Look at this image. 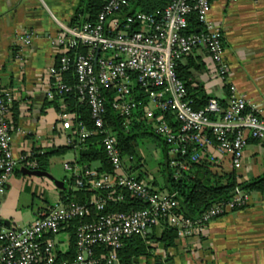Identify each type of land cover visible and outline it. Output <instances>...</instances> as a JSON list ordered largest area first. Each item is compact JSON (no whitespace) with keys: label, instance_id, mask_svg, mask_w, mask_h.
Here are the masks:
<instances>
[{"label":"built area","instance_id":"2783aa9c","mask_svg":"<svg viewBox=\"0 0 264 264\" xmlns=\"http://www.w3.org/2000/svg\"><path fill=\"white\" fill-rule=\"evenodd\" d=\"M238 1V0H231ZM129 7V0H109L98 19L80 27L59 23V32L52 44L62 52L59 67L55 65L50 74L56 79L47 93L71 91L59 78L60 71L73 67L76 74V90L81 100L89 104L95 130L73 125V115L67 111L58 113L59 121L67 131L65 145L79 151L84 140L95 133L103 135L102 145L114 174H98L94 169H82L65 164L64 169L75 177V187L88 186L92 190H113L117 187L137 194L147 207L132 213H102L105 200L92 199L89 205L53 202L35 220L22 228H7L0 213V264H117V250L124 238L145 236L148 230L166 221L177 232L179 241L198 237L215 219L234 211L235 206L249 203V195L235 187L230 202L212 206L200 220L192 221L174 211L177 201L174 193L161 191L138 180L127 172L133 158L124 156L118 147L117 133L105 128V98L101 88H110L116 94L112 107L122 119V127L128 129L133 112L138 106L134 99V79L146 94L144 116L173 155H185L187 145H196L188 160L175 164L176 174L189 169L190 162L209 156V149L231 156L232 167L240 169L244 150L249 139L264 141V117L251 108L247 99L229 85L230 96L224 108L219 98L211 97L201 109H194L187 98V89L176 72L178 62L185 60L193 51L204 46L215 65L216 76L228 83V64L225 58L224 38L221 29L210 18V0H171L155 14L135 11L123 20L109 15ZM195 14L200 31L184 34L188 18ZM138 24L140 29L131 30ZM30 44L32 36L20 37ZM79 46L88 48L87 54L75 53L72 59L66 51ZM55 91V92H54ZM13 96L7 89H0V210L6 184L12 175L17 160L11 146V126L6 121ZM169 112L178 122L174 128L167 121ZM35 167L36 163H31ZM90 206L98 211L94 221L82 223L76 231V253L71 262L55 260L56 236L68 221L89 215ZM110 249L107 257L97 256L96 248Z\"/></svg>","mask_w":264,"mask_h":264},{"label":"crops","instance_id":"0c3cea01","mask_svg":"<svg viewBox=\"0 0 264 264\" xmlns=\"http://www.w3.org/2000/svg\"><path fill=\"white\" fill-rule=\"evenodd\" d=\"M79 2L0 0V86L11 92L18 111L11 132L17 165L1 199V218L7 228L31 224L42 211L58 201L61 188L51 177L63 185L65 179L70 178L69 175L55 176L54 154L49 158L47 175L34 174L25 160L34 151L67 147V131L59 121V112L48 105L52 99L47 93L53 80L50 69L62 52L52 41L59 32V23H70ZM209 16L223 34L229 85L247 99L249 108L264 117V0H211ZM26 34L32 36L30 44L20 40ZM191 59L198 66L190 70L192 86L201 87L205 94L218 96L227 104L229 89L216 76L215 65L206 48L197 47ZM72 150L73 156L63 162V167L65 164L79 167L75 163L78 151ZM208 152V159L217 171H234L229 154H223L214 147ZM145 172L151 186L154 187V181L161 180L159 172L157 175ZM263 173L264 146L249 142L237 174L242 181H248ZM249 198L245 208L213 220L205 233L179 241V246L165 250L151 240L153 257L139 258L136 263L264 264V194L254 192L249 194ZM155 234L160 235L159 228ZM55 239L56 247L65 251L68 247L66 233L60 232Z\"/></svg>","mask_w":264,"mask_h":264},{"label":"trees","instance_id":"16d2710c","mask_svg":"<svg viewBox=\"0 0 264 264\" xmlns=\"http://www.w3.org/2000/svg\"><path fill=\"white\" fill-rule=\"evenodd\" d=\"M109 0H80L75 13L68 24L70 27H80L86 23H93L98 19V16L103 11L105 5ZM211 1V0H210ZM171 0H129V7L122 9L120 12L109 15L108 18L116 17L123 20L127 15H131L135 11H140L145 14H155L157 11H162ZM200 24L195 14H191L188 18V27L184 34L189 35L200 31ZM140 29L138 24L131 25V30ZM88 48L79 46L75 50L66 51L71 59L75 53L87 54ZM55 66L59 67V56ZM198 68L192 61L191 56L187 57L184 62H178L176 72L180 80L185 84L187 89V98L191 100L194 109L203 108L211 96L205 94L201 87L192 86L191 68ZM58 78L67 86L71 87V91L62 92L61 94L55 92L54 98L48 102L57 112L67 111L73 115L72 121L74 127L82 125L87 129L95 130L89 104L86 100H81L76 90V74L73 67L67 71H60ZM56 79L53 77L52 83ZM229 89V84H225ZM226 87V88H227ZM0 89H5L0 86ZM102 94L105 98V128H111L117 133L118 147L121 154L124 156H131L133 159L137 156L136 150L138 147V138L151 136L160 147V159L158 162V172L160 181H154L155 189L167 191L175 194L177 205L174 211L183 215L192 221H198L202 215L214 205L228 203L232 200L235 187L241 188L246 194L259 192L264 194V173L252 178L248 181H242L237 174V170L230 172H219L214 168V163L208 159L207 156L200 157L197 161L190 162L189 169L186 172L176 174V163L188 160L189 155L197 149L196 145H187V153L185 155H173L169 152L166 143L157 134L154 133L152 127L147 124L144 116V106L147 103L146 94L141 89L139 83L134 79L133 97L139 103L133 112V119L128 127H122V119L115 112L112 105L116 101V94L110 88H101ZM230 96V92L228 93ZM13 96V95H12ZM229 96L227 97L229 99ZM219 103L225 108L226 102L219 99ZM9 106V112L6 116L7 123L11 126V132L15 127L18 111L14 98L11 102H6ZM165 117L167 121L174 128L178 127V122L173 118V115L166 112ZM103 135L95 133L86 138L81 148L78 151V158L76 164L82 168L94 169L98 174L108 173L114 174V169L110 164L107 154L102 145ZM249 142L262 143L255 139H249ZM71 147H60L56 150L33 152L25 162L29 164L31 171L47 172L49 166V158L53 154L63 153L66 150H72ZM1 156V152H0ZM140 159H137L136 164H132L127 172L130 174L136 171H141L143 165H139ZM35 162L36 166H31ZM147 172H139L136 175L138 180L146 181ZM134 175V174H133ZM92 199L105 200L104 210L102 213H132L137 210H142L147 207V204L137 194L130 192L123 188H115L113 190H92L88 186L80 188L75 187V177L70 175V178L65 179L64 186L59 189L58 201L62 203H77L89 205ZM235 206L234 211L243 209L247 206ZM99 211L90 206V213L81 218H75L68 221L60 232H65L68 239V247L65 251L56 248L55 260L57 263L71 262L76 253V231L77 228L86 222L94 221L98 216ZM156 228L160 229V235L155 234ZM153 232L147 233L145 236H129L123 239L122 246L117 250L118 264H137L136 259L146 257L150 259L153 257L152 251L154 247L150 244L151 240H155L158 246L168 250L175 246H179L177 232L174 227H171L166 221L162 220L157 226L152 227ZM110 249L105 246L96 248L97 256H108ZM100 264H106L104 260Z\"/></svg>","mask_w":264,"mask_h":264},{"label":"rangeland","instance_id":"374dc122","mask_svg":"<svg viewBox=\"0 0 264 264\" xmlns=\"http://www.w3.org/2000/svg\"><path fill=\"white\" fill-rule=\"evenodd\" d=\"M136 153L137 156L133 159L132 164H136L137 159H140L139 162H141L143 166L141 167V171L133 173L134 176L143 171H148L157 175L158 162L160 159V147L157 142L151 136L139 137ZM54 155V159L56 161L55 169L57 170L55 176L60 178L68 175L70 176V172L64 169L63 162L73 156V150H69L65 154ZM38 201L39 200H37V203Z\"/></svg>","mask_w":264,"mask_h":264},{"label":"water","instance_id":"95a60500","mask_svg":"<svg viewBox=\"0 0 264 264\" xmlns=\"http://www.w3.org/2000/svg\"><path fill=\"white\" fill-rule=\"evenodd\" d=\"M217 98H219L218 96H216ZM34 174H36V175H47V173H45V172H39V171H34L33 172ZM51 179L53 180V182L55 183V185L57 186V187H60V188H62L64 185H63V182H61V181H59V180H57V179H55V178H53V177H51ZM150 232H152V228H150L149 230H148V233H150ZM137 260V259H136ZM168 264H171L170 262L168 263Z\"/></svg>","mask_w":264,"mask_h":264}]
</instances>
